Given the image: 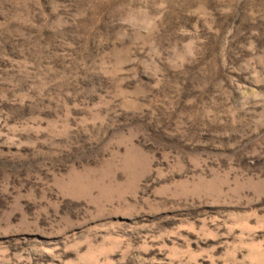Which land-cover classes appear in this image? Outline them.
I'll return each mask as SVG.
<instances>
[{
	"label": "rangeland",
	"instance_id": "rangeland-1",
	"mask_svg": "<svg viewBox=\"0 0 264 264\" xmlns=\"http://www.w3.org/2000/svg\"><path fill=\"white\" fill-rule=\"evenodd\" d=\"M0 264H264V0H0Z\"/></svg>",
	"mask_w": 264,
	"mask_h": 264
}]
</instances>
